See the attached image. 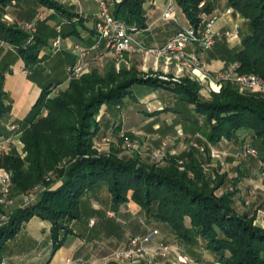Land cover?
Wrapping results in <instances>:
<instances>
[{
  "label": "trees",
  "instance_id": "1",
  "mask_svg": "<svg viewBox=\"0 0 264 264\" xmlns=\"http://www.w3.org/2000/svg\"><path fill=\"white\" fill-rule=\"evenodd\" d=\"M174 2L192 26H198L202 15L212 11L209 0ZM226 3L246 21L247 31L237 49L223 50L231 62L239 63L240 72L254 73L264 81V0H226ZM10 9L17 14L16 21L10 20ZM40 9L52 13L37 23L34 40L28 41L30 34L23 24L33 21ZM109 9L131 31L132 27H146L142 0L113 2ZM50 18L54 25L48 22ZM60 18L64 21L58 32L55 27ZM84 28L90 31V36L83 43L89 45L96 38V30L87 28L78 13L56 0H0V43L8 44L29 70H35L34 65L43 60L39 53L49 39L57 35L80 38ZM3 64L0 65V139L19 133L25 155L21 157L15 149L6 146L0 152V169L11 173L12 197L27 194L39 184L47 188L34 201L14 208L8 220L0 224V254L6 242L32 217L48 221L53 254L72 233L65 222L80 219L83 196L103 186L112 206L133 201L147 217L168 227L176 241L197 261L201 259L196 249L201 245L223 264H264V229L253 226L250 219L235 212L229 192H216L224 184L226 172L218 174L213 168L217 178L205 176L202 160L192 151L181 156V168L172 157L165 169L115 155L95 156L93 149V140L100 132L96 116L101 106L112 108L122 104L124 97L132 95L133 84L167 90L178 102L163 109L176 113L182 122L197 125L199 129V118L203 117L207 127L202 132L213 144L235 138L240 129L251 131L264 144V93L239 94L222 89L212 99L204 100L198 85L186 78L178 83L135 77L113 86V79L91 71L71 79L65 89L47 97L53 82L59 84L64 80L43 74L35 103L18 127L4 133L1 121L10 106L3 88L7 68ZM189 110L196 113V118H192Z\"/></svg>",
  "mask_w": 264,
  "mask_h": 264
},
{
  "label": "rangeland",
  "instance_id": "2",
  "mask_svg": "<svg viewBox=\"0 0 264 264\" xmlns=\"http://www.w3.org/2000/svg\"><path fill=\"white\" fill-rule=\"evenodd\" d=\"M60 4L74 10L72 4L75 0H56ZM115 3L114 0H107L108 5L110 3ZM120 2V1H119ZM202 4V3H201ZM199 4V7L202 5ZM92 9L96 10L97 6L95 1H92ZM75 11V10H74ZM76 12V11H75ZM78 13V12H76ZM78 15L82 18L84 24L88 23L87 18L83 17L81 14ZM204 15H202L203 17ZM5 20H8V17H4ZM12 21V19L10 18ZM61 20V18H60ZM244 20V19H243ZM64 20H61L57 25L61 26V23ZM245 21V20H244ZM13 22V21H12ZM86 25V24H85ZM92 26L93 24H89ZM203 26L200 23L198 26H192L196 29H201ZM188 28V27H187ZM238 31L245 32L247 31V24L246 21L242 23V25L237 26ZM23 29L27 31L30 36L28 41L32 40L37 32V26L34 31H31L23 26ZM135 28L132 27V30ZM85 30L81 29L80 38H73L71 41V45L69 50L71 51V55H67L61 51V45L59 49H53L51 42L47 41V46L42 47L40 50L39 56L42 57V64H35L34 67H38L42 70L50 71L51 78H55L58 80H64L62 83L53 84L49 87L47 97H52L56 95L60 90L66 88L68 81L74 78L80 77L82 74L89 73L91 71H96L100 75L106 76L108 78L113 79L112 85L115 86L117 83H121L131 78H159L161 80L166 81H174L180 82L182 78H186L191 82H195L199 87V94L204 100H210L216 93H219L220 90H228L234 91L239 94H247L253 93L247 90H240L237 85L228 83V82H217L213 84V87L207 80H198L194 75H192L188 70L184 68H180L179 61L174 58V56H170L169 58L165 56H156L149 51L150 48L143 46L139 51L143 54L148 53L152 56H156L159 58H165V60L174 61L177 64V73L181 75H167L162 73L161 71L157 70H145L140 68L133 63H131L132 57H130V53H124L120 57H115L106 53H99L97 51H90L88 55L84 58V63L81 71L78 73L77 76H72L70 73L67 72V68L72 66L76 61L80 58V51L81 48L87 47L89 48L93 43L86 45L83 43L82 32ZM62 38V37H61ZM64 38H62L63 41ZM34 40V39H33ZM32 40V41H33ZM219 39H217L214 43ZM62 44V42H61ZM8 45V44H7ZM194 45V44H189ZM213 45V46H214ZM9 46V45H8ZM9 50L11 47L9 46ZM12 51V50H11ZM187 52H190L186 50ZM13 52V51H12ZM62 52V53H60ZM59 53V54H58ZM128 54V55H127ZM52 55V56H50ZM146 56V54H145ZM72 57V60L68 66L64 68V64L66 59L69 61ZM228 63V62H227ZM230 63V62H229ZM62 65V66H60ZM211 75H214V70H211ZM105 78V77H104ZM133 85H145V84H133ZM132 85V86H133ZM111 86V85H107ZM149 86V85H145ZM110 88V87H109ZM133 102V97L128 95L123 98L122 104L115 105V108H119ZM105 105H102L99 113L96 116V120H101V109ZM180 107L182 106L179 105ZM190 111V110H189ZM188 112V111H184ZM192 118H196V113L194 111H190ZM178 117V116H177ZM201 121L199 125V129L197 125L190 124L185 125L181 124V130H174V127H170L169 131L164 132H154V133H138L135 130H125L122 127H114L113 129H106V126L103 123L100 124V133L97 137L93 140V149L95 156H110L115 155L118 158L124 159H136L139 163L146 164L148 166H156L158 168H168L170 165V160L173 157L177 160L180 168L182 167V155L187 152H193L196 157L202 160V169L205 176H209L212 180H215L216 172L214 169L218 170V174L222 172H226V178L224 184L216 191L217 194H222L224 192H229L231 194V205L235 212L239 215H244L248 219L251 220L253 226L259 227L264 229V203H262V199H264V185L262 184L264 181V144H261V141L258 137H255L251 131H248L244 135L245 139L243 140L238 139V136L233 138L234 144L233 145H222V147H216V144L211 143L204 135L202 130H204L207 126L204 124L203 117L199 120ZM103 128V129H102ZM105 128V129H104ZM192 128V129H191ZM239 131V130H238ZM14 142L7 143V148H13L17 152L21 154V157H24V153L22 152V143L17 141V138L13 139ZM239 140L241 142H239ZM245 144H249L253 147L256 151L254 156L251 155H244L243 154V146ZM221 148V150H219ZM8 150V149H7ZM210 150H214L220 152V159L216 158L210 153ZM157 152V155H153V152ZM87 157V155L85 156ZM67 163H64V166ZM252 167L254 170L253 174H248V168ZM214 168V169H213ZM240 168L241 171L244 173L237 174L236 169ZM4 170V169H3ZM229 174L227 173V171ZM5 171V170H4ZM7 172V171H5ZM9 175V182L7 185L0 184V224L5 223L8 218L9 214L12 211V207L14 204H9L12 195H10V188H11V173L7 172ZM231 175H238L239 178H233ZM47 177V176H46ZM246 178L247 180H245ZM49 177L47 178V180ZM251 181L253 187L245 186V182ZM45 185V184H44ZM46 186L41 184L34 186L30 189L27 194H23L22 196V203L21 205L28 204L38 196V194L46 189ZM108 193L104 190L98 194V198H93L91 193H86L80 202V211L81 217L78 220L70 221L69 223L65 222V225L70 228L71 232L73 233L74 229L77 231L82 229L83 227L87 228V231L90 232V235L93 237H103L106 240L111 233L115 236V241H128L129 238L133 236H142L147 233L149 230L156 229L158 234L155 236L156 239L149 244L154 245L160 241H164L169 244L176 245L180 251H172L168 253L166 256H159L157 254H145L143 257H140V260L134 264H147V260L150 259L153 263L157 264H204L203 260H196L193 255L185 248L184 245L180 244L176 241L172 231L162 225L160 223L155 222L154 219L149 218L145 215L144 211L140 210L137 213H134L133 216L130 218L127 215L116 213L115 210H106L103 212H97L93 210V206H108L109 204V197ZM259 196V197H258ZM258 198V199H257ZM260 200V201H259ZM109 211V212H108ZM74 222V223H73ZM74 224V225H73ZM49 223L46 220H43L39 217H33L24 224V229L27 231L28 234H31L33 238H35L38 242H45L48 238L49 234ZM137 226H149L152 227L148 229L145 228L144 233L132 235L137 231ZM23 227V226H22ZM21 230V229H20ZM19 230V231H20ZM140 231V230H139ZM160 236V241L159 237ZM15 237V236H14ZM127 237H129L127 239ZM18 240V239H16ZM51 248H52V241L49 236L48 238ZM126 241V242H127ZM19 242H12L13 244H18ZM204 250V251H203ZM4 251V250H3ZM0 254V264H5L4 258ZM206 253L208 258L210 251L203 249L200 245V248L196 249L197 254ZM180 253L187 254L190 257L191 261L187 263H179L178 262V255ZM51 254V253H50ZM209 254V255H208ZM110 254L102 259L97 258L92 262H86L79 260L76 264H129L128 261L124 260H115L109 257ZM209 264H223L220 260L214 259ZM75 264V263H73Z\"/></svg>",
  "mask_w": 264,
  "mask_h": 264
},
{
  "label": "crops",
  "instance_id": "3",
  "mask_svg": "<svg viewBox=\"0 0 264 264\" xmlns=\"http://www.w3.org/2000/svg\"><path fill=\"white\" fill-rule=\"evenodd\" d=\"M92 1L95 0H75L70 2L76 12L81 14L84 18H87L88 23L85 24L89 29H95L96 24L100 21V13L97 2L95 1L97 9L93 10ZM114 1L118 3L121 0ZM167 1L168 0H142L143 8L147 18L146 27L143 29H134L130 32L136 43L147 48L160 47L171 35L176 33L178 29L187 28L190 26L186 17L181 12L180 8L175 4L174 0L172 1L174 5L175 20H165L162 18ZM209 2L211 4L212 11L211 13L203 14V17L208 20H213V30L224 31L227 29H233L237 26L240 28L242 23L245 22L235 10L227 6L226 0H209ZM40 10L47 12V16L52 13L46 9ZM14 12L15 11L12 9H10L8 12L12 21H16L18 17ZM48 22L51 25L55 24L52 18H50ZM90 23L93 25L90 26ZM240 31L237 35H234L231 38L219 39L216 44L209 49H203L202 47L194 44L188 45L186 50L195 51L199 57L208 64L211 70H219L225 64H227V62H231L224 50L226 49L232 51L239 47L241 36L246 32ZM89 36L90 31L85 29L82 32L83 42H87ZM72 40L73 38L71 37L63 39L61 44V51H63V53L71 55L69 48ZM48 41H50V39ZM139 50L140 49L129 52L131 55L130 57H132L131 63L134 65L145 70L161 71L167 75L178 74L176 71L177 64L174 61H167L165 58L152 56L148 54L149 52L145 53V56V54L141 53ZM71 60L72 57L69 61L66 59L65 63H63L64 68L70 64ZM0 63H4L3 65L7 66L4 72L5 77L3 80V88L8 96V103L10 107L8 113L2 118L1 121V130L6 133L11 126L18 127L20 121H22V119L27 115L41 92L40 85L43 83V74H50V71L42 70L38 67L35 70H29L25 68L21 57L9 50V46L3 42L0 43ZM42 63L43 62L39 63V65ZM130 90L132 93L131 96L133 97V102L125 104L123 108H115V110L114 108H107L106 106L102 107L100 112L101 120L99 122L103 123L108 131L114 127H122L125 130H135L138 131V133L147 134L169 131L170 127H174V130H183L180 123L185 125V122L180 121L176 113L169 110L165 111L163 109V107H166L168 104L174 106L178 102V99H176L174 96H171L167 90L145 85H133ZM200 122L201 121H199V123ZM187 125L189 126L190 123L187 122ZM236 133L238 139L241 137L240 140H243L242 138L245 139L244 135L248 133V130L240 129ZM240 140L239 142H241ZM232 143H235L233 139H223L215 146L222 147L223 144L233 145ZM1 150L2 148L0 147V152ZM219 150H221V148ZM254 170L255 169L252 167H249L247 172L249 175H251L253 174ZM226 171L229 174L228 170ZM236 172L237 174H244L240 168H237ZM231 176L233 178H239L238 175ZM244 179L247 180L246 178ZM262 184L264 185V181ZM245 186L249 188L253 187L251 181H248V184L245 182ZM104 190L107 192L105 187L100 186L88 193H91L93 198H98V194ZM108 197V206L102 207L94 205L93 210L104 213L106 210L113 209L116 213L123 214V216L127 215L131 218L133 214L137 213L140 209V207L131 200L125 202L124 204L112 206L110 196ZM21 203V195L12 197L9 204H14V206L11 210L22 206ZM262 203H264V199H262ZM24 227L25 226L23 225L15 237L6 242L3 249V255L1 256L4 258L5 264H66L67 259H71L72 264L78 263L79 260L92 262L97 258L102 259L115 250L120 249L127 241H115V235L113 233H111V235H109L106 240H104L103 237H88L90 232L87 231V228L83 227L78 231L74 229L73 233L68 234L65 237V241L61 247H59L53 254H50L51 244L48 240L49 234L47 240L44 243L38 242L31 236V234L27 233ZM147 227L149 226H137V231L132 233V235H137L139 233L142 234V232L144 233L145 228L147 229ZM152 227H149L148 229ZM156 237L153 239V241L156 239ZM158 237V241H160L161 237ZM128 238L129 237H127V239ZM13 241L19 243L17 245L13 244L14 246H12L11 243ZM200 253L201 254L198 255L201 260L211 261L215 259L213 254H210L211 258H208L206 253H202V251Z\"/></svg>",
  "mask_w": 264,
  "mask_h": 264
},
{
  "label": "built area",
  "instance_id": "4",
  "mask_svg": "<svg viewBox=\"0 0 264 264\" xmlns=\"http://www.w3.org/2000/svg\"><path fill=\"white\" fill-rule=\"evenodd\" d=\"M95 1L97 2L100 13V21L96 24L95 28L96 38L89 48H81L79 60L67 68V72L72 76H77L81 71L84 58L90 51H97L99 53H106L115 57H120L124 53L132 52L143 47L136 43L130 33V28L123 21L116 19L111 15L107 0ZM46 17L47 12L40 11L37 13V16L33 21L26 22L23 26L34 31L37 23L44 21ZM162 18L165 20H175L172 0L167 1ZM201 23L203 24L201 29L193 27L178 29L162 46L150 48L149 51L156 56H165L167 58L174 56V58L179 61L180 68L188 70L198 80H207L211 85L216 84L217 82H228L237 85L240 90L264 93V81L254 73L240 72L239 63H227L219 70L214 71V75H211V69L208 64L200 58L195 51H186L189 44H195L203 49H209L214 45L217 39L231 38L239 33L237 27L224 31H215L212 29L213 20H208L205 17H202ZM55 29L59 32L60 26L56 25ZM61 42V36H55L51 42L52 48L59 49ZM10 129H15V127L11 126ZM18 136L19 133H16L10 137L0 139V147L4 149L7 146V143L14 142V138H17V141H19ZM210 153L216 158H221L220 152L210 150ZM243 154L254 156L256 151L249 144H245L243 146ZM153 155H157V152L154 151ZM8 182L9 175L3 169H0V184L7 185ZM157 234L158 231L152 229L142 236H133L129 238L123 247L112 252L109 257L115 260L128 261L129 264H134L145 254L166 256L172 251H180L176 245L164 241H160L152 246L149 245ZM190 261L191 259L187 254L180 253L178 255L179 263H187ZM66 264H72V260L67 259ZM147 264L157 263H153V261L148 259Z\"/></svg>",
  "mask_w": 264,
  "mask_h": 264
}]
</instances>
